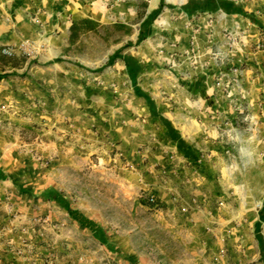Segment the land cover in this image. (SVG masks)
Masks as SVG:
<instances>
[{"label": "crops", "instance_id": "crops-1", "mask_svg": "<svg viewBox=\"0 0 264 264\" xmlns=\"http://www.w3.org/2000/svg\"><path fill=\"white\" fill-rule=\"evenodd\" d=\"M216 1L218 5L232 2L264 25L263 0ZM210 3L215 0H0V97L9 100L14 108L13 113L2 112L0 116V264H95L88 261V245L102 248L103 242L88 226L93 218L66 199L54 196L56 167H45L43 157L33 146L23 147L18 131L33 126L34 121L25 119L19 111H35L43 103L54 105L58 77L68 83L66 86L86 92V70L68 61L71 31L79 23L76 19L93 17L103 22L114 18L134 23L139 15L140 20L132 27L139 34L148 28L147 39L155 36L158 29L173 36L183 28L194 52L201 47L199 41L203 43L208 54L205 58L186 51L174 59L165 57L162 62L169 65L165 69L167 76L174 77L176 83L186 82L179 86L180 92L196 95L197 100L181 101L172 108L174 113L167 104L158 106L163 118L152 116L146 104L118 103L116 113L105 121L87 119L78 106L72 118L63 117L51 125L53 136H57L56 127L65 132L64 138H69L58 151L52 142L46 148L47 154H61L68 164L66 169L72 164L81 165L86 152L107 157L115 151L112 161L116 170L122 171L118 164L123 161L127 173L139 177L141 187L155 190L168 220L174 221L172 227L182 228L185 224L208 233L214 232L216 223L240 216L251 228L258 226L259 240L248 246L247 253L253 255V264H261L264 49L260 43L264 29L240 14L226 13L222 6L217 11L208 10ZM156 16L162 17L159 25ZM151 18L153 23L148 22ZM171 40L178 48V39ZM23 44L45 46L37 59H25L19 52L11 58L1 54L3 47L20 48ZM220 44L230 49L236 45L237 49L216 54ZM140 62L143 73L147 61ZM232 64L245 69L242 93L249 99L246 108L254 113L259 125L252 140L237 136L243 121L241 105L233 100L241 98V94L237 76L230 69ZM111 69L112 80L118 82L121 78L127 86L123 72L131 79L132 75L126 62L117 59ZM214 71L225 85L211 84ZM92 75L104 78L107 74ZM100 83L92 86L101 87ZM115 87L121 85L115 83ZM41 90L44 102L38 100ZM170 128L175 130L174 138ZM235 139L240 143H234ZM75 153L83 160L76 163ZM149 176L151 180L147 181ZM222 201L224 205L218 206ZM111 237L119 238V234L115 231ZM127 247L134 252L131 241Z\"/></svg>", "mask_w": 264, "mask_h": 264}, {"label": "rangeland", "instance_id": "rangeland-1", "mask_svg": "<svg viewBox=\"0 0 264 264\" xmlns=\"http://www.w3.org/2000/svg\"><path fill=\"white\" fill-rule=\"evenodd\" d=\"M85 15L89 16V14ZM140 16L134 23L116 21L114 18H105L103 22L93 17L83 21L75 20L79 23L75 24L71 31L73 42L68 47L70 51L68 61L86 70L88 75L86 92H79L78 89L66 86L67 82L58 77L56 83H59V87L55 91L54 105L43 103L38 104V109L35 111H19L24 113L25 119L34 121L33 126L23 127L18 131L23 138V147L33 146L35 151L43 157L41 162L45 167H56L57 183L53 190L54 196L62 200L66 199L73 207L82 209L93 218L94 221L89 220L88 226L103 242V247L88 245V250H90L86 254L88 261L95 264H253L254 257L247 253V249L252 242L259 240V230L258 226L251 228V225L242 220L241 216L234 221L216 223L213 227L214 232L192 230L185 224L182 228H174L172 227L174 221L170 223L168 220L169 218L164 213L166 210L164 203L155 190L141 187L137 183L140 180L139 177H132L128 174L126 170L128 167L123 161L118 164L122 171L116 170V165L114 166L112 161L115 158L113 157L115 151H111L107 157H102L98 153L86 152L87 155L84 161H81V165L72 164L66 169L68 164L64 163L66 160L61 154H57L58 156L47 154L46 148L52 142L58 151L62 149L63 141L69 138H64L65 132L58 131L56 127L54 131L57 136H53L51 125L62 121L63 117L64 120L72 118L76 109H79L78 106L83 110L87 119L105 121L116 113L118 103L146 104L151 108L152 116L163 118L157 111L158 106L167 104L172 109L177 107L181 101L197 100L196 95L180 92L179 86L186 82L180 80L181 82L176 83L174 77L167 76L165 69H168L169 65L162 62L165 57L174 59L186 51L188 54L197 55L198 58H205L208 54L203 43L199 41L198 45L201 47L194 52L192 50L194 48L189 45L188 37L183 34V28L180 29V34L173 33V36L169 34V31L158 29L155 31V36L140 41L139 32L132 27L133 24L138 23ZM95 17L101 19V16ZM162 17L159 19L155 17L158 25ZM142 31L144 36H148L150 32L148 28ZM170 37L178 39L180 42L178 48ZM218 46L220 47L216 48V54L230 53L237 49L236 45L231 49L221 44ZM260 46L264 49V39ZM233 54L236 55V51ZM117 59L126 62L132 75L131 79L123 72L128 80L127 86H124L126 83L124 84L123 79L119 78L116 82L111 78V68ZM151 59L154 62H149ZM139 60L147 61L144 67L146 75L142 73L143 63L138 64ZM238 68L245 70L244 66L235 67L233 64L230 66L233 71ZM215 71L213 82H211L213 86H216L221 77ZM98 72L107 75H104V78L102 76L95 78L92 74ZM109 73L110 76H108ZM131 80H133L132 83ZM95 82L98 85L102 82L101 87L92 86ZM115 83L120 84L121 88H116ZM23 85L26 87V84ZM42 94L44 91L41 90L39 102H44L41 98H44ZM233 100L240 103L241 109H244V113L240 115L243 121L242 128L238 129L237 136L242 140L244 138L252 140L251 138L255 137L259 128L255 126L254 113L246 108L249 99L245 95V98L241 96ZM4 105L7 107L6 110L2 109ZM13 109L9 100H1L0 97V116L2 112L13 113ZM172 112L174 113V109ZM246 118H250L249 121ZM169 130L171 137L174 138L175 130L173 128ZM52 138L53 141H51ZM34 142L41 147L34 145ZM233 142L240 143L236 139ZM240 149L242 147H239ZM74 155L76 163L83 160L78 157V154ZM150 180L149 176L147 181ZM151 197L156 198L155 203L150 201ZM115 231L119 234V238L112 239L111 235ZM130 241L134 245V252L128 250L127 246ZM260 263L264 264V245Z\"/></svg>", "mask_w": 264, "mask_h": 264}, {"label": "built area", "instance_id": "built-area-1", "mask_svg": "<svg viewBox=\"0 0 264 264\" xmlns=\"http://www.w3.org/2000/svg\"><path fill=\"white\" fill-rule=\"evenodd\" d=\"M44 48V45H40L38 46L37 44H23L20 48H16V47H4L1 52L3 55L8 56V57H14L15 55L18 54V52L22 55V57H25L27 59H37L39 56V53L41 51V49ZM235 76H237L236 78V85L238 86V89L240 91L241 96H243L245 98V95L242 93V90L244 88V74H245V70L243 69H235L234 70ZM218 86L221 85H225L224 80L222 79V77H220L218 79L217 82ZM235 84H233L234 86ZM229 97H231V95L228 94ZM6 106L4 105L2 107L3 110H6ZM241 114L244 113V109H240L239 110ZM250 118H246L247 121H249ZM252 121V120H251ZM257 129L259 128L258 123H256ZM151 202L155 203L156 202V198L155 197H151L150 199ZM220 206L224 205V202H220L219 203Z\"/></svg>", "mask_w": 264, "mask_h": 264}, {"label": "trees", "instance_id": "trees-1", "mask_svg": "<svg viewBox=\"0 0 264 264\" xmlns=\"http://www.w3.org/2000/svg\"><path fill=\"white\" fill-rule=\"evenodd\" d=\"M221 7L222 6V9L226 12V13H228V14H230V15H233V14H240V15H243V16H245L246 18H248L249 20H251L252 21V23L253 24H256V25H258L259 27H261V28H263V25H262V23L261 22H259L255 17H253L251 14H249L247 11H245L244 9H242V8H238L237 6H236V4H234V3H224V4H222V3H219V5L217 4V1L215 0V3H210L209 4V6H208V10H215V11H217V9H218V7ZM153 21H154V18L152 19H149L148 20V22L149 23H153ZM146 38H148V36H144L143 35V31L141 32V34H140V36H139V40L140 41H143L144 39H146ZM72 213H73V211H72Z\"/></svg>", "mask_w": 264, "mask_h": 264}]
</instances>
